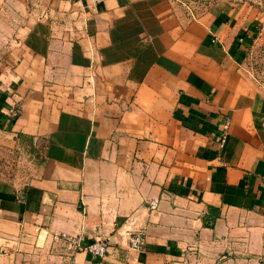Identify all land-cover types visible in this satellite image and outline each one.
I'll use <instances>...</instances> for the list:
<instances>
[{"label":"crops","instance_id":"crops-1","mask_svg":"<svg viewBox=\"0 0 264 264\" xmlns=\"http://www.w3.org/2000/svg\"><path fill=\"white\" fill-rule=\"evenodd\" d=\"M257 14L0 0V149L36 159L24 186L0 181V264H264V95L242 65Z\"/></svg>","mask_w":264,"mask_h":264},{"label":"rangeland","instance_id":"rangeland-1","mask_svg":"<svg viewBox=\"0 0 264 264\" xmlns=\"http://www.w3.org/2000/svg\"><path fill=\"white\" fill-rule=\"evenodd\" d=\"M229 2L237 6H248L256 11V34L249 44V49L243 57V67L247 74L259 86L264 95V0H171L175 8L187 17L196 20L203 14L211 11L218 2ZM35 156L30 150L0 149V181L12 186L22 187L34 171ZM55 245V244H54ZM57 250L69 254L55 245Z\"/></svg>","mask_w":264,"mask_h":264},{"label":"built area","instance_id":"built-area-1","mask_svg":"<svg viewBox=\"0 0 264 264\" xmlns=\"http://www.w3.org/2000/svg\"><path fill=\"white\" fill-rule=\"evenodd\" d=\"M19 111L15 112V118L19 115ZM232 119L230 116H223L220 125V134L218 138V146L222 150L226 147L231 133ZM159 206L158 200L150 202L152 210ZM53 242L59 248L68 251L72 254L86 253L98 259H105L110 253L111 244L108 240H98L91 244H84L82 238L71 234H54ZM130 249L134 251H141L145 246V235L138 231L129 236Z\"/></svg>","mask_w":264,"mask_h":264}]
</instances>
